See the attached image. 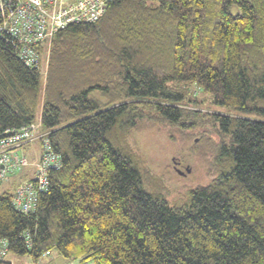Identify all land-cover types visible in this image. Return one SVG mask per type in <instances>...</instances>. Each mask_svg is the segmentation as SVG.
<instances>
[{
  "label": "trees",
  "instance_id": "obj_1",
  "mask_svg": "<svg viewBox=\"0 0 264 264\" xmlns=\"http://www.w3.org/2000/svg\"><path fill=\"white\" fill-rule=\"evenodd\" d=\"M37 45L30 67L0 40V131L39 122L62 167L32 212L0 195L13 256L264 264V0H114ZM149 127L190 143L209 181L156 189L128 138Z\"/></svg>",
  "mask_w": 264,
  "mask_h": 264
},
{
  "label": "built area",
  "instance_id": "obj_2",
  "mask_svg": "<svg viewBox=\"0 0 264 264\" xmlns=\"http://www.w3.org/2000/svg\"><path fill=\"white\" fill-rule=\"evenodd\" d=\"M114 0H0V40L11 44L16 54L30 67L41 63L38 43L50 40L59 31L75 23H93L101 18ZM39 122L9 127L0 131V186L12 174L30 165L26 149L37 139L41 154L34 163L31 177L22 180L14 190L13 205L21 212L36 209L38 196L50 186L49 173L62 167V158L52 150L47 132ZM6 238H0V264H20L10 258ZM50 250L31 264H44ZM66 264H97L94 260L70 259Z\"/></svg>",
  "mask_w": 264,
  "mask_h": 264
},
{
  "label": "rangeland",
  "instance_id": "obj_3",
  "mask_svg": "<svg viewBox=\"0 0 264 264\" xmlns=\"http://www.w3.org/2000/svg\"><path fill=\"white\" fill-rule=\"evenodd\" d=\"M45 54L42 61L43 76L46 75L47 67V56L50 46L45 47ZM45 85V78L43 79V87ZM43 91V89H42ZM42 108V103L41 106ZM42 110H39L37 120H40ZM130 143L144 156L147 164L150 168L158 175L163 177L164 183L167 184L157 186L169 199L175 201L179 197H185L187 187L205 184L209 181V177L206 173V164L201 161L197 156L190 154L188 147L190 143L185 146L171 140L166 132L159 131L157 128H141L132 130L129 133ZM42 151V142L37 139L26 149V156L30 161V165L26 166L22 172L12 174L8 180L4 181L0 186V195L6 191H14L17 184L21 180L23 174H27L31 177L34 174L35 166L34 163L38 160ZM180 161L184 166H189L191 170L184 174L179 173L173 168L174 161ZM182 170H185L182 167ZM162 184V183H161ZM166 188L170 191L167 192ZM165 190V191H162ZM167 192V193H166ZM11 259H14L20 264H31L32 258L29 255L13 256L10 255ZM44 264H66V261L53 252L52 255L43 259Z\"/></svg>",
  "mask_w": 264,
  "mask_h": 264
},
{
  "label": "flooded vegetation",
  "instance_id": "obj_4",
  "mask_svg": "<svg viewBox=\"0 0 264 264\" xmlns=\"http://www.w3.org/2000/svg\"><path fill=\"white\" fill-rule=\"evenodd\" d=\"M186 168L187 166H184L180 161H177L175 160L174 163H173V168L176 170V171H180V169L182 170L183 168Z\"/></svg>",
  "mask_w": 264,
  "mask_h": 264
},
{
  "label": "water",
  "instance_id": "obj_5",
  "mask_svg": "<svg viewBox=\"0 0 264 264\" xmlns=\"http://www.w3.org/2000/svg\"><path fill=\"white\" fill-rule=\"evenodd\" d=\"M190 170H191V168H190L189 166H187V167L185 168V170H181V169H180L179 173L184 174V173H186V172H189Z\"/></svg>",
  "mask_w": 264,
  "mask_h": 264
},
{
  "label": "crops",
  "instance_id": "obj_6",
  "mask_svg": "<svg viewBox=\"0 0 264 264\" xmlns=\"http://www.w3.org/2000/svg\"><path fill=\"white\" fill-rule=\"evenodd\" d=\"M20 178H21V180L19 181V183H20L22 180L28 178V176H27V174L25 173V174H23ZM19 183H18V184H19ZM18 184H17V185H18Z\"/></svg>",
  "mask_w": 264,
  "mask_h": 264
}]
</instances>
